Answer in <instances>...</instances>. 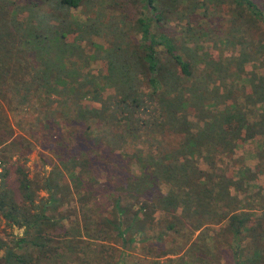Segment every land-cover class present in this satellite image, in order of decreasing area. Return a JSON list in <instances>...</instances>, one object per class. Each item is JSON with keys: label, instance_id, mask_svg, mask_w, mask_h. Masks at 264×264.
Masks as SVG:
<instances>
[{"label": "trees", "instance_id": "1", "mask_svg": "<svg viewBox=\"0 0 264 264\" xmlns=\"http://www.w3.org/2000/svg\"><path fill=\"white\" fill-rule=\"evenodd\" d=\"M93 1L49 0L48 9L41 1L0 0V113L4 114V101L8 107L33 112L34 122L48 127L51 123L69 127L80 121L90 134L92 124L101 122L103 132L97 140L113 149L123 150L132 141L144 143L132 156L148 171L127 187L141 206L128 221L123 216L129 207L121 199L115 201L119 212L115 227L121 232L143 231V213L151 208L167 213L180 210L181 218L195 230L227 221L228 231L238 238L246 236L256 225L237 191L264 169L258 168L257 174L249 166L241 167L237 172L241 178L236 179L228 173L226 159L264 130V75L258 73L252 91L245 93L246 102L261 107L255 121L253 109L229 100L231 91L226 94L219 88H224V78L218 73L229 71L230 65L216 63L215 71L207 65L201 68L204 60L198 58L195 48L200 45L194 38L159 30L167 11L183 4L194 10L196 1L141 0L153 16L140 17L130 27L124 18L104 23L102 11L84 21L74 14ZM232 1L246 8L247 30L258 23L263 36L255 55L240 51L238 64L254 58L264 64V8L253 0ZM107 32L112 35L108 45L96 40ZM97 62L106 69L96 70ZM176 137V143L169 141ZM144 148L150 151L144 154ZM87 165L85 157L59 158L41 178L19 166L17 186L9 181V169L1 168L0 219L24 230L12 244L0 237L3 264H33L58 252L51 231L62 230L72 220V213L63 209L70 197L91 191L90 186L85 190L93 179L85 177ZM162 183L168 186L166 193L158 190ZM41 191L47 195L41 196ZM153 192L157 194L149 195ZM258 257L264 258L261 247Z\"/></svg>", "mask_w": 264, "mask_h": 264}, {"label": "rangeland", "instance_id": "2", "mask_svg": "<svg viewBox=\"0 0 264 264\" xmlns=\"http://www.w3.org/2000/svg\"><path fill=\"white\" fill-rule=\"evenodd\" d=\"M17 1H41L46 2L48 9L51 7L49 0ZM194 1L198 3L194 10H188L183 4L174 7L171 12L167 11L159 30L173 36L194 38L200 45L199 49L195 48L199 52L198 58L204 60L201 68L207 65L215 71L216 63L224 67L230 65L229 71L218 73L224 78V88H219L225 93L231 91L233 98L229 96V100H239L253 109L255 115L251 117L257 121L261 107L246 102L245 93L252 91L251 82L258 77V73L264 75V64L254 58L241 66L238 60L241 50L255 55L258 41L263 38L258 23L252 24L247 30L246 8L232 0ZM253 1L264 8V0ZM98 11L103 12L104 23L119 22L124 18L128 27L134 25L140 17L153 16L141 0H95L92 6L83 5L74 10V14L84 21L87 15L95 17ZM188 28L192 31L188 32ZM132 36L137 37L134 32ZM111 37V33L107 32L96 40L108 45ZM94 66L96 70L106 69L102 62ZM214 75L219 85L218 75ZM111 92L110 89L107 93ZM90 103L99 106L97 102ZM3 104L5 115L0 113L4 134L0 133V170L3 167L9 169V181L14 186H17L19 166L30 176L41 178L54 164L59 163V158L68 159L71 155L85 157L88 164L85 177H93L85 185V190L90 186L91 191L81 192L80 196L73 194L70 203L63 207L66 213H72V220L66 221V227L62 230L51 231L54 243L59 247L58 252L33 264H118L120 260L125 264H264V258L258 257V247L262 248L264 254V171L259 172L256 178L245 180L237 191L243 207L247 210L249 207L252 213L251 219L255 222H251L252 225H256L253 231H248L242 238L236 237L224 227L227 221L208 223L201 230H195L190 222L181 218L180 210L167 213L164 210L154 212L151 208L143 213V231L133 228L121 232L115 227L119 218L115 201L121 199L123 205L129 207L127 216H123L128 221L140 208L141 203L127 192V187L131 181L148 171L132 156L138 152L136 147L144 146V143L132 141L123 150L113 149L104 140H97L103 132L101 122L92 124L90 134L86 132V124L80 121L69 127L57 123H51V127H48L34 122L33 112H25L19 106L16 109L8 107L4 101ZM192 119L195 121V118ZM178 139L171 138L169 141L176 143ZM262 149L264 130L255 138L245 141L236 149L233 157L226 159L228 173L240 179L237 174L239 168L249 166L258 174V168L264 169V158L259 155H264ZM143 150L144 154L150 151L148 148ZM158 190L166 193L168 186L162 183ZM232 192L236 193V189ZM40 194L47 195L45 191ZM155 194L153 192L149 195ZM258 221L261 222L260 226ZM170 224H174V228L171 229ZM23 234L22 228L11 227L0 219V237L10 244ZM4 256L5 249H0V264L4 263Z\"/></svg>", "mask_w": 264, "mask_h": 264}]
</instances>
